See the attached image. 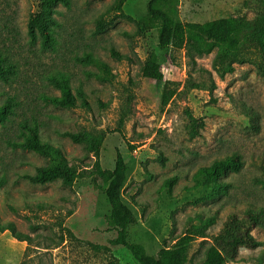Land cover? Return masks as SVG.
Wrapping results in <instances>:
<instances>
[{"label":"rangeland","instance_id":"374dc122","mask_svg":"<svg viewBox=\"0 0 264 264\" xmlns=\"http://www.w3.org/2000/svg\"><path fill=\"white\" fill-rule=\"evenodd\" d=\"M41 0H0V52L16 64L9 84L0 82V103L17 102L15 113L0 124V223H13L28 241L11 231L0 232V264H138L123 246H112L115 232L106 231L110 211L95 173V157L63 136L84 130L106 134L101 148L103 169L112 170L120 152L128 165L123 200L138 223L129 230L130 242L151 255L172 247L177 238L197 229L188 264H201L209 236L217 234L228 215H242L249 204L264 208V72L254 63H235L233 72L214 67L216 52L193 60L186 50L162 53L156 29L138 22L147 18L148 0H68L56 7L53 42L45 50L28 36V21ZM264 12V0H180L182 21L205 23L228 17L253 18ZM106 29L96 34L97 22ZM128 32L131 36H125ZM115 49L122 60L112 56ZM160 56L165 78H144L142 67L151 54ZM91 55L107 63L113 76L101 81L94 65L79 61ZM52 78L65 79L74 92L86 94L88 106L63 108L45 96L60 95ZM175 91L162 106L164 89ZM256 116V126L243 113ZM190 112L204 123L200 136L191 137ZM123 121V122H122ZM37 125L41 137L59 147L85 175L72 187L60 181L35 185L24 178L46 166V158L14 149L26 125ZM130 146L135 150H130ZM236 153L244 167L223 177L228 193L210 198L198 170ZM161 158H163L164 164ZM178 177L170 188L166 181ZM214 219L209 224L208 220ZM262 242L241 247L228 264H264V227L253 229Z\"/></svg>","mask_w":264,"mask_h":264},{"label":"trees","instance_id":"16d2710c","mask_svg":"<svg viewBox=\"0 0 264 264\" xmlns=\"http://www.w3.org/2000/svg\"><path fill=\"white\" fill-rule=\"evenodd\" d=\"M68 4V0H41L39 11L31 15L28 21V36L31 42L41 41L43 49L48 50L52 46V28L57 25L56 7L60 4ZM180 0H148L147 18L138 22L147 30L156 29L158 32V45L162 53L170 54L177 50H186L193 60L196 56L216 52L214 67L222 73L233 72L234 64L254 63L264 72V12L256 14L253 18L228 17L205 23L185 22L179 15ZM96 34L103 33L106 22L103 19L97 22ZM125 36H131L128 32ZM112 56L122 60L115 49ZM79 61L94 65L99 73L95 75L101 81H108L113 76L111 67L91 55L81 58ZM144 78L161 82L165 75L162 71L160 56L151 53L145 60L141 69ZM17 74L16 64L6 54L0 52V82L9 84ZM50 83L60 91V95H47V103L57 107L76 108L78 99L82 106L87 107L86 94L82 90L74 92L67 80L52 78ZM175 95V91L164 89L161 103L167 106ZM17 106L14 97H8L0 103V124L8 120ZM243 113L256 126L254 113L244 110ZM191 137L200 136L204 123L197 120L190 112ZM123 122V121H122ZM21 138L11 143L14 149L31 151L48 160L46 166L36 168L34 174H24V178L35 185H45L60 181L65 187H72L85 173L79 170L77 165L71 164L62 150L54 144L44 141L37 125H26ZM63 136L73 143L83 145L87 152L96 159L93 168L95 173L103 179L101 190L107 197L110 211L105 216L106 231H114L115 237L110 240L112 246L127 248L138 264H188L190 245L197 236L208 237L204 231L197 229L195 233L188 232L177 238L176 243L169 248L162 249L157 255L147 252L144 245L130 242L129 230L138 223L133 210L123 200V188L127 181L128 165L120 152L117 153L115 166L112 170L103 169L100 162L101 148L106 139V134H94L84 130L81 132H65ZM130 150L135 147L130 146ZM164 164V159L161 158ZM244 167L241 154L236 153L224 159L216 160L213 164L201 167L195 175L198 183L204 180L209 188V197L216 198L228 193L231 184L222 179L231 173H238ZM178 181V177L169 179L165 187H172ZM264 186L263 178L258 181ZM209 224L214 219L208 220ZM264 227V208L249 204L242 215L231 213L227 216L221 230L212 236V244L207 247L206 255L201 264H228L239 257L241 247L257 248L262 242L253 235V229ZM11 231L13 236L20 241H28V237L18 232L13 223L1 224L0 232Z\"/></svg>","mask_w":264,"mask_h":264}]
</instances>
